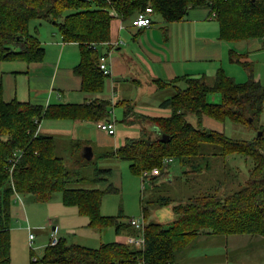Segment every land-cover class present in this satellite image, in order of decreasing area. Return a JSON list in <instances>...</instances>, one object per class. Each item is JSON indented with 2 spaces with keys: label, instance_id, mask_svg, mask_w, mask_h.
<instances>
[{
  "label": "trees",
  "instance_id": "trees-1",
  "mask_svg": "<svg viewBox=\"0 0 264 264\" xmlns=\"http://www.w3.org/2000/svg\"><path fill=\"white\" fill-rule=\"evenodd\" d=\"M147 6L169 22L184 19L192 8L207 7L219 22L221 39L264 41V0H0V60L42 61L45 48L32 32L31 23L35 19L49 21L58 27L64 41L80 44L82 59L75 71L83 78V89L102 92L108 77L101 68L102 50L111 39L112 21L117 17L131 19L132 23ZM243 65L251 74L245 82L222 69L212 82L204 76L187 79L185 89H178L162 102V107L171 109L170 115L148 117L157 134L143 131L141 137L127 138L124 145L105 154L129 160L132 171L140 175L158 168L160 174L150 179L156 185L172 161L190 163L203 155L204 145L218 146L223 155L241 154L254 160L250 180L243 188L226 196L202 194L174 205L172 222L146 221L143 245L113 241L90 247L59 237L56 244L49 243L40 262L176 264L177 254L203 233L264 236V126H255L261 128V136L239 141L202 124L205 115L238 124L254 125L260 120L264 83L254 78L249 63ZM157 84L164 88L168 83ZM215 92L222 96L220 103L208 100ZM109 106L105 99L47 107L18 100L7 102L0 84V264H12L11 205L15 194H30L34 201L44 203L61 192L63 203L77 207L92 227L114 225L118 233L128 229L130 235H139L130 221L121 220V215L101 212L105 194L118 190L109 182L111 170L97 168L93 178V183L109 182L104 188L79 187L77 182L85 183L86 179L80 171L72 173L68 169L65 159L57 154L55 137L40 131L44 119H109ZM130 110H126V116ZM189 115L198 123L190 121ZM155 202L169 205L172 198L165 196ZM142 211L147 219L149 210L144 203Z\"/></svg>",
  "mask_w": 264,
  "mask_h": 264
},
{
  "label": "rangeland",
  "instance_id": "rangeland-1",
  "mask_svg": "<svg viewBox=\"0 0 264 264\" xmlns=\"http://www.w3.org/2000/svg\"><path fill=\"white\" fill-rule=\"evenodd\" d=\"M161 18L160 15H155ZM114 18V24H117ZM38 19L32 21L37 22ZM45 22V21H44ZM48 22V25L53 23ZM50 25V26H51ZM55 25V24H54ZM264 83V82H263ZM131 88H128V92ZM139 89H132L133 93ZM176 89L172 86L160 88L146 99L155 101L162 100L168 95H174ZM161 98V99H160ZM208 100L212 103H220L222 96L220 93H211ZM156 101V102H157ZM111 117L116 122L115 144L98 146L104 142L103 131L99 129L97 122L87 121L78 128L72 120L57 121L44 119L42 121V131L53 135L57 143V154L65 159L66 166L72 173L80 171L86 182L78 181L79 187H105L103 182L93 183V178L97 175V168L110 169L111 182L118 190L106 193L101 207L103 215H121V220L128 223L130 219L143 220L142 204L149 210V221H161L168 224L175 217L173 206L179 203H186L194 196L215 193L219 196H226L243 188L250 180V175L255 167V162L251 157L241 154L223 155L221 147L204 145L203 155L194 157L190 163H182L174 160L169 168L159 176L156 185H152L149 180H145L143 187V177L134 173L131 169V162L127 159L118 158L114 155L106 157V152L112 151L125 144L128 138H139L143 135L142 128L144 122H149L145 126L146 132L151 133L152 124L150 120H145L139 112H130L136 122L128 125L125 121L126 114L117 105H110ZM121 110V112L119 111ZM132 111V109H131ZM152 115L168 116L171 109H154ZM188 119L195 124L198 120L189 115ZM212 120V119H210ZM208 120L202 124L208 129L221 130L232 140L251 141L257 137L264 126V112L260 120H256L254 125L238 124L230 120L224 122ZM142 121V123L137 122ZM79 124V123H78ZM153 133V132H152ZM263 133V132H262ZM259 136V135H258ZM94 147V157L92 160H82L85 147ZM104 153V154H103ZM152 178V177H151ZM84 184V185H83ZM171 197L172 203L161 206L157 199L161 197ZM49 204V213L57 217L60 232L57 235L65 237L69 243H78L90 247H99L102 243L120 241L125 242L123 235L128 233V229L118 233L114 225L95 227L85 225L87 217L80 215L77 207L65 206L62 201V193L56 192ZM30 194H15L11 205V234H12V263L18 264L24 246L28 248V264H44L40 262L45 253V246L49 245L53 235V228L56 221L46 220L45 213L41 215L35 213V206H47V203L37 204L32 202ZM47 209V208H46ZM26 211L29 214L27 218ZM74 229L75 233H68V229ZM34 234L32 241L30 234ZM250 234L237 235H212L211 238H203L198 243L200 235L195 237L185 250L187 256L179 258L178 264H264V237L254 235V240H248ZM258 236V237H257ZM127 241V240H126ZM135 245V244H133ZM184 250V249H183ZM185 252V251H183ZM37 260V261H34ZM25 261V260H23ZM20 264H26L21 262ZM53 264V263H51Z\"/></svg>",
  "mask_w": 264,
  "mask_h": 264
},
{
  "label": "crops",
  "instance_id": "crops-1",
  "mask_svg": "<svg viewBox=\"0 0 264 264\" xmlns=\"http://www.w3.org/2000/svg\"><path fill=\"white\" fill-rule=\"evenodd\" d=\"M157 14L154 12V23L146 28L132 26L131 19L123 20L116 17L118 23L114 24V20L112 21L109 46H104L102 50L106 55L107 66L111 70V74H107L108 77L105 80V87L102 92H87L83 89V78L75 71L82 59V50L79 43L64 41L54 23L50 24L51 26L45 20L31 23L32 32L38 35L42 46L45 48L44 58L38 62H28L24 59L0 60V84L3 88L4 100L7 102L18 100L47 107L59 103L88 104L94 100L105 99L110 102V105L113 104L120 107V109L122 108L125 114L129 108L132 109V111L130 110L131 113L140 112L144 119L148 121V117L157 116L150 113L154 109H169L162 107V102L173 96L168 95L160 101L146 99L147 96L153 94V92L155 93L158 89V82L163 84L167 82L169 85L166 84L165 87L172 86L176 90L185 89L187 79L204 76L212 82L221 69L237 81L245 82L250 79L251 74L250 70L243 65V62L251 65L254 78L262 83L264 82L263 40L258 38L243 41L221 39L219 22L216 16L211 13L210 8L207 7L192 8L184 19L173 22L166 21L161 14H158L161 18H158L155 16ZM232 56L234 59H232ZM128 88H131L129 92ZM132 89L139 90L133 93ZM109 110L112 113L110 106ZM119 111L121 112V110ZM125 117V121L130 126L133 122H136L130 113ZM210 119L213 122L216 121V119L205 115L204 123ZM53 120H72L78 125V128L81 126L86 127L81 123L92 121L69 118ZM137 122L142 123V121ZM148 123L141 124L143 126L142 133L146 130L145 125ZM41 125L42 122L40 131L44 133ZM150 127L152 132L157 134L156 128L152 124ZM116 133L110 135L103 131L102 138L104 142H100L98 146L115 144L117 142L115 139ZM44 134L50 135L48 133ZM85 149L83 152L84 159H86L84 157ZM92 150L94 152V147ZM111 156L113 155H106V157ZM109 182L112 183L111 179ZM32 200L33 203H38L34 201L33 197ZM51 201L45 202L47 206L44 207L47 209L43 206H35V213H41V215L45 213L46 220L53 222L56 221L57 217H53L48 212L50 210L48 203ZM26 214L28 218L27 211ZM84 224H89L88 217L87 220H84ZM59 227L60 225L57 222L53 228L56 235L58 231L60 232ZM68 233L77 234L71 228L68 229ZM130 234L128 232L123 235L125 241ZM212 235L200 234L198 243L203 238H211ZM57 236L61 237L60 235ZM258 236L264 237L262 235ZM250 237L248 240L253 241L255 236L251 235ZM47 246H45V249ZM186 247L177 254V260L187 256ZM27 256L26 243L18 264L21 262L28 264ZM177 260L176 264H178Z\"/></svg>",
  "mask_w": 264,
  "mask_h": 264
},
{
  "label": "built area",
  "instance_id": "built-area-1",
  "mask_svg": "<svg viewBox=\"0 0 264 264\" xmlns=\"http://www.w3.org/2000/svg\"><path fill=\"white\" fill-rule=\"evenodd\" d=\"M153 14L154 9L152 6H147L144 10L138 13V15L133 19L132 25L136 28H146L150 27L153 23ZM104 46H109V42L105 43ZM101 68L105 74H111V70L107 66V58L104 55L101 58ZM38 122V120H36ZM99 129L107 132L110 135H114L116 133V122L115 120L110 117L109 119H102L97 122ZM171 161V160H168ZM160 174V170L158 168H154L151 171H144L142 173V177L144 180L143 187L145 188V180L151 179L153 176H157ZM132 226L139 231L138 236L129 235L127 237V241L130 244H138L143 245L145 242V226L146 220L143 217V220L132 218L129 220ZM34 238V234H30V240ZM59 237L53 233V237L51 240V244H56L58 242ZM37 261V260H34Z\"/></svg>",
  "mask_w": 264,
  "mask_h": 264
},
{
  "label": "water",
  "instance_id": "water-1",
  "mask_svg": "<svg viewBox=\"0 0 264 264\" xmlns=\"http://www.w3.org/2000/svg\"><path fill=\"white\" fill-rule=\"evenodd\" d=\"M259 136L262 135V132L260 131ZM93 155H94V152L92 150V148L89 146L85 149V153H84V157L87 159V160H91L93 158Z\"/></svg>",
  "mask_w": 264,
  "mask_h": 264
}]
</instances>
